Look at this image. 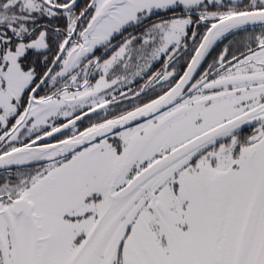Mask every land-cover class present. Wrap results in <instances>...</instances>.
I'll return each instance as SVG.
<instances>
[{
	"label": "snow or ice",
	"instance_id": "6c2138e0",
	"mask_svg": "<svg viewBox=\"0 0 264 264\" xmlns=\"http://www.w3.org/2000/svg\"><path fill=\"white\" fill-rule=\"evenodd\" d=\"M0 264H264V0H0Z\"/></svg>",
	"mask_w": 264,
	"mask_h": 264
}]
</instances>
